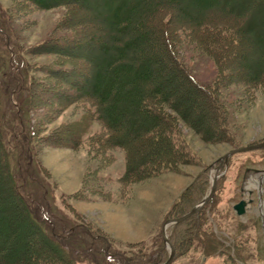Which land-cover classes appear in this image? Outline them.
I'll return each mask as SVG.
<instances>
[{
  "label": "rangeland",
  "instance_id": "rangeland-1",
  "mask_svg": "<svg viewBox=\"0 0 264 264\" xmlns=\"http://www.w3.org/2000/svg\"><path fill=\"white\" fill-rule=\"evenodd\" d=\"M97 7L98 3L93 0L88 4L71 0L43 10L25 0H0V11L6 13L15 35L14 50L17 56L25 59L33 99L39 108L34 119L36 136L32 139L35 161L40 176L49 182L50 196L59 217H65L68 224L89 227L93 234L106 239L110 255L123 258L120 264H141L143 261L163 264L170 252L162 239V225L165 220L177 218L182 213L177 201L185 197L188 206L197 205L211 190L216 164L223 155L236 148L264 142V84L254 89L235 85L223 88V83L216 84L215 69L206 67L213 61L218 64L219 71L228 69L234 72L235 79L242 78L244 66L259 59L258 48L250 39L243 59L234 62V58L227 55L228 58L211 57L200 47L189 50L194 41L197 45L207 41H200L204 34L195 37L171 35L175 41L171 48L173 57L183 60L188 71L197 76V80L199 77L198 84L216 95L231 141L203 142L192 127L161 108L169 118L170 129L175 131L172 136L180 154H171L169 166H162L157 174L144 177L140 171L152 166H146L150 161L141 156L143 147L131 135L124 141L135 150L142 166L125 180L124 151L108 146L104 140L106 130L101 123L93 118L87 121L89 117L85 115L93 110L91 103L70 104L56 97V93L62 96L74 93L71 82L81 84L82 79H87L92 70L91 59L101 54L97 42L109 41L110 35ZM250 9L255 11V5ZM66 70L69 74H64ZM187 86L189 95L194 94V89ZM201 94H194L195 101L184 106L190 109L189 119L210 128V109H205L203 117L197 110L198 105L205 103V92L201 90ZM45 118L48 121L44 125L41 122ZM42 125L43 128H37ZM128 128V122H121L119 129ZM83 129H87V133H83ZM73 135L81 139L75 147H71L72 143L76 144L72 142ZM62 144L65 147H61ZM263 172L264 148L231 155L219 170L213 202L210 211L205 212L207 221L200 228L205 234L216 236L220 243L225 240V245L234 244L237 253L231 257L239 264H264V232L257 201V178ZM260 197L264 215V182ZM5 198L6 203L15 204L13 198ZM239 200L246 202L241 217L232 209ZM16 207L18 213L23 214L22 209ZM27 220V217H16L12 230L0 237L2 256L6 259L4 264H42L46 254L62 256L63 252L45 244L36 230L25 225ZM172 226L165 229L166 236L167 232H172ZM180 228L174 233L182 238L184 230ZM20 242L26 245L21 253L24 259L20 258L23 262L10 260L15 250L12 248ZM79 258L78 264H95L82 261V255ZM160 260L164 262L158 263ZM225 260L229 258L220 252L201 256L195 243L190 241L174 250L170 264H220Z\"/></svg>",
  "mask_w": 264,
  "mask_h": 264
},
{
  "label": "trees",
  "instance_id": "trees-1",
  "mask_svg": "<svg viewBox=\"0 0 264 264\" xmlns=\"http://www.w3.org/2000/svg\"><path fill=\"white\" fill-rule=\"evenodd\" d=\"M25 1L44 10L51 5L71 0ZM75 1L89 3V0ZM93 1L98 3L97 9L110 35L109 41L97 42V49L101 54L91 59L92 70L87 79H82L81 84L71 82L74 93L63 96L56 93V97L64 102L70 101V104L78 101L91 103L93 110L85 115L86 118L89 117L87 121L93 118L101 123L106 130L104 140L108 146L124 151V179L131 178L139 166H142L135 150L124 141L131 135L143 147V153L138 154L150 161L146 162V166H152L140 171L139 174L144 177L157 174L162 166H169L167 163L171 162V154H180L172 136L175 131L170 129L169 118L161 108L192 127L201 141L210 144L229 143L230 130L218 106L216 95L198 84L199 77L197 80V76L188 71L190 69L183 60L173 57L172 41L175 35L195 37L197 34H204L200 41L205 39L206 42H198L197 45L194 41L188 49L200 47L203 53L211 57L215 55L224 58L227 55L234 58V62L236 59L239 62L245 55L244 51L249 48L246 43H251L252 39L258 48L259 59L244 66L242 78L235 79L236 75L232 74L234 72L228 69L219 71L218 64L213 61L206 67L210 69L212 66L215 69V79L218 80L216 84L223 83V88L235 85L234 87L254 89L263 85L264 0ZM253 5L255 11L250 9ZM13 39L15 35L6 13L0 11V237L12 230L16 217H27L25 225L28 228L30 226L36 230L45 244L63 252L62 256L57 257L56 253L54 256L44 255L45 261L42 264H78L79 255L87 263L120 264L123 258L110 255V245L106 239L93 234L89 227L68 224V220L59 217L53 206L49 182L40 176L35 161L36 151L32 146V139L36 136L34 119L39 108L33 99V86L28 79L27 64L20 54L17 56ZM68 72L66 70L64 74H69ZM187 84L194 89L195 95H202L201 90L205 92V103L198 105L197 110L203 117L205 109H210V128L206 125L202 127L197 121L189 119L190 109H186L184 105L194 102L195 96L189 95ZM46 119L41 123L45 125L48 121ZM80 122L81 120L78 121ZM121 122H128L129 128L119 129ZM37 128H43V125ZM82 131L87 133V129ZM72 140L76 144L72 143L71 147H75L81 139L73 135ZM61 147H65L64 144ZM7 196L15 200L14 205L6 203ZM212 198L198 213L174 224L172 232H167V239L176 251L181 245L191 241L203 257L220 252L229 258L220 264H239L231 257L237 253L234 244L225 245V240L220 243L216 236L205 234L206 231L200 229L206 224L205 212L210 211ZM179 200L177 204L183 210L180 217L194 206H188L185 197L180 202ZM15 206L21 208L23 214L18 213ZM180 227L184 230L182 238L174 233ZM16 245L19 246L12 248L15 250H12L9 257L13 261L24 259L21 253L26 245L21 242ZM0 253V264H4L6 259L2 256L1 246ZM162 262L164 260L158 263ZM141 264L150 263L143 261Z\"/></svg>",
  "mask_w": 264,
  "mask_h": 264
},
{
  "label": "water",
  "instance_id": "water-1",
  "mask_svg": "<svg viewBox=\"0 0 264 264\" xmlns=\"http://www.w3.org/2000/svg\"><path fill=\"white\" fill-rule=\"evenodd\" d=\"M260 148H264V142L249 145V146H244L241 148H236V149H233V150L227 152L225 155H223L220 158L219 165L215 168V172H214V176H213V180H212V186H211V190L209 191V193L197 205L192 207L191 210L188 211L186 214H184L178 218L167 219L164 221V223L162 225V239H163V242L169 247L170 253H169L167 260L163 264H170L172 262L173 255H174V248L171 246V244L169 243V241L167 239V236L165 235V229L169 225H174V224L180 223L183 220L189 218L190 216L198 213L210 201V199L212 198L214 191H215L216 179L219 176L218 172H219V168H220V165L222 162L226 163L227 159L233 154L249 152V151L257 150ZM263 182H264V172L262 173L261 176L258 177V185H257V187H258L257 188V201L259 202L258 209H259V213H260L261 227H262V230L264 232V217H263L264 215L262 212V204L260 203L261 202L260 196L262 194ZM245 206H246V202L244 200H241L232 207L236 216L241 217L244 214Z\"/></svg>",
  "mask_w": 264,
  "mask_h": 264
},
{
  "label": "flooded vegetation",
  "instance_id": "flooded-vegetation-1",
  "mask_svg": "<svg viewBox=\"0 0 264 264\" xmlns=\"http://www.w3.org/2000/svg\"><path fill=\"white\" fill-rule=\"evenodd\" d=\"M219 163H220V159L218 160V162H217V164H216V166H218L219 165ZM225 163L224 162H222L221 163V165H220V168L224 165ZM220 168H219V170H220ZM219 173V172H218ZM258 179V178H257ZM240 201V200H239ZM233 207V206H232Z\"/></svg>",
  "mask_w": 264,
  "mask_h": 264
}]
</instances>
